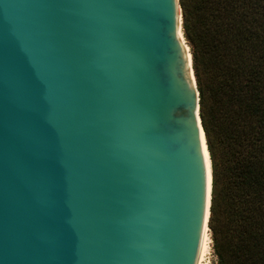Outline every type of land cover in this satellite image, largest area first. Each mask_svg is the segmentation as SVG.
I'll return each instance as SVG.
<instances>
[{"label":"water","instance_id":"1","mask_svg":"<svg viewBox=\"0 0 264 264\" xmlns=\"http://www.w3.org/2000/svg\"><path fill=\"white\" fill-rule=\"evenodd\" d=\"M181 39L178 0H0V264H198Z\"/></svg>","mask_w":264,"mask_h":264},{"label":"trees","instance_id":"2","mask_svg":"<svg viewBox=\"0 0 264 264\" xmlns=\"http://www.w3.org/2000/svg\"><path fill=\"white\" fill-rule=\"evenodd\" d=\"M211 169L217 264H264V0H178Z\"/></svg>","mask_w":264,"mask_h":264},{"label":"bare ground","instance_id":"3","mask_svg":"<svg viewBox=\"0 0 264 264\" xmlns=\"http://www.w3.org/2000/svg\"><path fill=\"white\" fill-rule=\"evenodd\" d=\"M180 35V34H179ZM181 41H183L181 39ZM185 45V43H184ZM184 51L188 56L189 50H187L186 45L184 46ZM191 61V58H190ZM200 139H201V145H202V150H203V154H204V159H205V164H206V169H207V174H206V183H207V191H208V184H209V168H208V160H207V154L204 150V142L202 139V135L200 134ZM209 158V157H208ZM208 227L207 225L204 226V231H203V237H202V243H201V248H200V254H199V260H198V264H209V255H210V239H209V234H208Z\"/></svg>","mask_w":264,"mask_h":264},{"label":"rangeland","instance_id":"4","mask_svg":"<svg viewBox=\"0 0 264 264\" xmlns=\"http://www.w3.org/2000/svg\"><path fill=\"white\" fill-rule=\"evenodd\" d=\"M180 12H181V10H180ZM182 38H183V35H182ZM183 41H184L185 45L187 46L186 41L184 40V38H183ZM188 50H189V48H188ZM208 234H209V239H210V252H211L210 255H209V264H217V260H216V257L214 255L213 249H212V241H211V233H210V231H208Z\"/></svg>","mask_w":264,"mask_h":264}]
</instances>
